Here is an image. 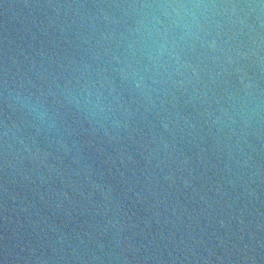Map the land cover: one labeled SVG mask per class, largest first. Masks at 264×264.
<instances>
[{"label": "water", "instance_id": "95a60500", "mask_svg": "<svg viewBox=\"0 0 264 264\" xmlns=\"http://www.w3.org/2000/svg\"><path fill=\"white\" fill-rule=\"evenodd\" d=\"M0 264H264V0H0Z\"/></svg>", "mask_w": 264, "mask_h": 264}]
</instances>
